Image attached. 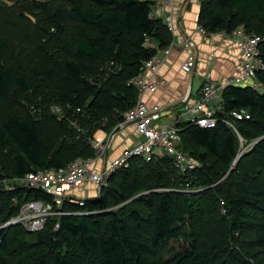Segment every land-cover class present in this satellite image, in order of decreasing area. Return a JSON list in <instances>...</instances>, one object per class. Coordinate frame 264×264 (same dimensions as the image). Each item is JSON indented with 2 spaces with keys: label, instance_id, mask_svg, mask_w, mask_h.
<instances>
[{
  "label": "trees",
  "instance_id": "obj_1",
  "mask_svg": "<svg viewBox=\"0 0 264 264\" xmlns=\"http://www.w3.org/2000/svg\"><path fill=\"white\" fill-rule=\"evenodd\" d=\"M0 2L21 16L31 5L41 20L11 23L21 39H39L32 62L0 28L1 175L22 177L94 157L95 133L110 135L137 102L129 80L156 47L172 41L163 19L150 16L153 1ZM198 2L197 24L210 32L243 26L256 33L264 62V0ZM257 80L263 91H222L214 127L179 123L178 147L197 161L195 169L179 173L170 154L151 161L133 156L83 204L66 198L69 214L50 217L41 231L0 230V264H264V70ZM241 109L250 117L235 119L238 136L223 120ZM249 142L253 147L240 154ZM35 199L51 197L16 184L0 187V223Z\"/></svg>",
  "mask_w": 264,
  "mask_h": 264
},
{
  "label": "built area",
  "instance_id": "obj_2",
  "mask_svg": "<svg viewBox=\"0 0 264 264\" xmlns=\"http://www.w3.org/2000/svg\"><path fill=\"white\" fill-rule=\"evenodd\" d=\"M152 1L153 10L150 16L163 19L172 34V41L164 48L149 43L156 47V52L143 63L140 74L129 80V84L137 89L138 98L134 107L124 114V122L120 124L122 129L127 124H132L136 136L139 134L143 139L131 142L119 155L110 158L115 136L111 140H98L94 135L93 144L96 149L94 157L77 159L58 169H40L22 177L8 178L0 173V187L11 189L16 184L41 189L51 197L49 201L35 199L23 202L15 216L0 223V230L9 225H21L30 232L41 231L50 217L69 214L63 209L66 198L75 199L74 201L83 204L90 190L97 194L115 171L129 165L133 156H142L151 161L170 154L175 159L174 166L179 173L184 174L195 169L198 166L197 161L178 147L181 140L179 123L188 121L201 127H214L220 120L219 113L224 109L222 91L228 86H251L255 90L263 91L257 80L258 73L264 70L260 53L261 37L254 32H246L243 26L231 32L228 30L210 32L197 24L194 33L201 37L204 44H211L213 41L218 44L214 50L207 51L200 59L193 53V48L197 47L196 39L194 36H188L183 43L188 49V54L180 65L182 74H191L200 60L207 64L229 60L232 64L217 78L211 73H206L198 92L184 97L182 108L175 114L174 122L164 121L163 116L170 112L160 103H150L148 95L156 94L164 84L161 71L170 61L176 47L178 4L177 0ZM232 48H235L234 54L231 52ZM218 51H221V54H218ZM52 109L63 116L60 107L54 105ZM244 117H250L245 109L234 110L231 117H225L223 121L240 136L235 119ZM72 124L79 126L75 121H72ZM78 131L81 129L78 128ZM187 189H190L189 184ZM82 192L85 193V197L80 196Z\"/></svg>",
  "mask_w": 264,
  "mask_h": 264
},
{
  "label": "crops",
  "instance_id": "obj_3",
  "mask_svg": "<svg viewBox=\"0 0 264 264\" xmlns=\"http://www.w3.org/2000/svg\"><path fill=\"white\" fill-rule=\"evenodd\" d=\"M177 4L178 32L175 39L176 47L170 61L161 71L164 82L162 88L156 94L148 95L150 103L157 102L165 109H168L170 113L167 114V116L170 119L175 118V113L178 109L173 110V108L175 106L182 105L183 99L186 95H195L198 92L206 73H211L215 78H217L221 72L225 71L227 67L232 64L229 60L213 62V64H207L200 60L198 61L197 67L191 74H182L180 65L181 62L186 59L188 54V49L184 47L183 43L188 36H194V39H196L197 47L193 48V53L200 59L207 54V51L214 50V47L218 44V42L213 41L211 44H204L201 41V37L194 33L199 13L198 0H177ZM231 52L234 54L235 48H232ZM218 54H221V51H218ZM197 81L198 84H196ZM124 129V133L128 136H133L136 141L143 139V137L139 134L136 136L132 124H127ZM95 138L98 140L107 139L108 134L103 130H98L95 133ZM94 195L95 191L90 190V194L88 196ZM80 196L85 197L86 195L82 192L80 193Z\"/></svg>",
  "mask_w": 264,
  "mask_h": 264
},
{
  "label": "rangeland",
  "instance_id": "obj_4",
  "mask_svg": "<svg viewBox=\"0 0 264 264\" xmlns=\"http://www.w3.org/2000/svg\"><path fill=\"white\" fill-rule=\"evenodd\" d=\"M9 1H13V0H9ZM25 10L26 12H24V16H21L18 13L12 12L13 9H8V8L6 9V7H3L0 2V28L6 33V35L11 39V41L17 44V47H19L22 50L21 55L26 57L29 60V62H32L36 58L35 47L40 42L39 39L37 38L36 34H33L29 39H21L18 36V34L14 32V27L11 24L12 21H34V22L41 21L39 20V16L34 14L31 5H26ZM30 28L36 29V26L33 23H31ZM196 84H198V81L196 82ZM163 120L169 123L174 122V119H170L167 115L163 116ZM124 130H120L117 133L115 139L113 140V152L111 153L110 158L119 155L122 149L128 146L131 142L136 141L133 138V136H128L127 134H125ZM252 147H253V143L251 142L247 143L246 145H242L240 154L246 152Z\"/></svg>",
  "mask_w": 264,
  "mask_h": 264
},
{
  "label": "water",
  "instance_id": "obj_5",
  "mask_svg": "<svg viewBox=\"0 0 264 264\" xmlns=\"http://www.w3.org/2000/svg\"><path fill=\"white\" fill-rule=\"evenodd\" d=\"M121 126L119 125V126H117L113 131H112V133H111V135H110V139L114 136V135H116L120 130H121ZM240 157V155L237 157V160H238V158ZM237 160L235 161V164H236V162H237ZM234 164V165H235Z\"/></svg>",
  "mask_w": 264,
  "mask_h": 264
},
{
  "label": "clouds",
  "instance_id": "obj_6",
  "mask_svg": "<svg viewBox=\"0 0 264 264\" xmlns=\"http://www.w3.org/2000/svg\"><path fill=\"white\" fill-rule=\"evenodd\" d=\"M119 125H120V124H119ZM119 125H118V126H119ZM116 127H117V126H116ZM116 127H115V128H116ZM121 127H122V126H121ZM115 128H114V129H115ZM121 130H124V129L121 128ZM110 135H111V133H110ZM110 135H108V138H107L108 140H111V139H112V138L110 139ZM116 135H117V134H116ZM116 135H114V136L116 137ZM107 139H106V140H107Z\"/></svg>",
  "mask_w": 264,
  "mask_h": 264
}]
</instances>
